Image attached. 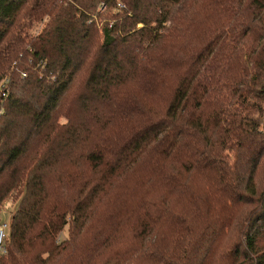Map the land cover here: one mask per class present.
<instances>
[{
    "label": "trees",
    "instance_id": "1",
    "mask_svg": "<svg viewBox=\"0 0 264 264\" xmlns=\"http://www.w3.org/2000/svg\"><path fill=\"white\" fill-rule=\"evenodd\" d=\"M263 162L264 0H0V264L152 259L159 222L235 219ZM243 219L233 261L264 264V206Z\"/></svg>",
    "mask_w": 264,
    "mask_h": 264
},
{
    "label": "rangeland",
    "instance_id": "2",
    "mask_svg": "<svg viewBox=\"0 0 264 264\" xmlns=\"http://www.w3.org/2000/svg\"><path fill=\"white\" fill-rule=\"evenodd\" d=\"M104 8L105 6L103 7L102 4H100L96 11L102 10L103 13H106L110 9H108V7L105 9ZM113 11L115 10L111 9V12ZM100 17L101 21L107 19L103 18V15ZM96 19L99 20V17H96ZM44 20L45 18L36 24L32 30L33 34H36V32L44 23ZM98 24L100 25L101 22ZM254 182L256 185V194L253 196L252 201L236 205L235 208L227 207V214L231 213L235 209V219H172V221L166 220L159 222L158 225H160V230L158 233L161 237L160 241L158 242V248L155 247V249L158 251L156 255L157 257L152 259L140 258L136 260V262L138 264H184V260H179V257L186 253H190L192 256L194 254V248L197 245L196 241L200 237L201 232L210 233L213 229V231H217L216 234L217 237H219L218 241L222 242L218 243L217 240H215L217 244H215V246L213 245V248L211 249V252L214 255L209 263L208 260H206L205 263L213 264L216 262L215 264H238V261H240L241 258H238L236 262H234L232 254L230 253V249L234 246V243L241 244L244 242L243 232L250 221V219H243L246 214L255 213L264 206V202L262 203V200H264V162L256 171ZM19 199L20 193L18 191H12L3 200L0 208L1 222L10 221L11 215L16 209ZM174 204L175 210L177 211L182 206L179 203ZM208 227H211V229ZM204 228H208L209 230H204ZM65 236L66 226L58 234L57 240L60 241L64 239ZM259 238L261 245L264 246V229L259 235ZM187 239H189L188 242L186 241ZM177 240L182 241L176 242ZM158 254L163 256L162 260H160V256H158Z\"/></svg>",
    "mask_w": 264,
    "mask_h": 264
},
{
    "label": "built area",
    "instance_id": "3",
    "mask_svg": "<svg viewBox=\"0 0 264 264\" xmlns=\"http://www.w3.org/2000/svg\"><path fill=\"white\" fill-rule=\"evenodd\" d=\"M118 7L121 8L122 4L118 3ZM9 225H10V221L9 222L0 221V257L7 253L6 241H7L8 233H9Z\"/></svg>",
    "mask_w": 264,
    "mask_h": 264
}]
</instances>
